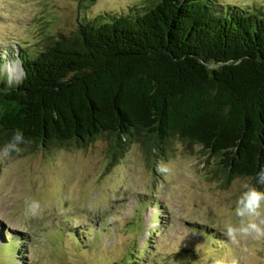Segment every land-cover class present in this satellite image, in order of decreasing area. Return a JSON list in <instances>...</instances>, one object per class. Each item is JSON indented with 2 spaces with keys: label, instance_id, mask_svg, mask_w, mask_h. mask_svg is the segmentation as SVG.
Listing matches in <instances>:
<instances>
[{
  "label": "trees",
  "instance_id": "obj_1",
  "mask_svg": "<svg viewBox=\"0 0 264 264\" xmlns=\"http://www.w3.org/2000/svg\"><path fill=\"white\" fill-rule=\"evenodd\" d=\"M72 1L71 34L46 31L26 51L15 43L19 81L0 65V150L18 133L20 143L46 147H87L107 135L121 153L132 142L166 151L180 139L218 159L215 176L250 177L262 191L264 10L228 15L224 0H142L88 18L94 0Z\"/></svg>",
  "mask_w": 264,
  "mask_h": 264
},
{
  "label": "rangeland",
  "instance_id": "obj_2",
  "mask_svg": "<svg viewBox=\"0 0 264 264\" xmlns=\"http://www.w3.org/2000/svg\"><path fill=\"white\" fill-rule=\"evenodd\" d=\"M141 1L94 0L86 16ZM224 3L228 15L264 10V0ZM77 16L72 0H0L2 72L19 81L21 49L46 42V31L71 34ZM217 160L180 139L166 151L132 142L122 153L107 135L87 147L15 140L0 150V264H264V236L227 234L228 226L259 222L235 214L242 182L257 184L215 176Z\"/></svg>",
  "mask_w": 264,
  "mask_h": 264
},
{
  "label": "clouds",
  "instance_id": "obj_3",
  "mask_svg": "<svg viewBox=\"0 0 264 264\" xmlns=\"http://www.w3.org/2000/svg\"><path fill=\"white\" fill-rule=\"evenodd\" d=\"M17 140L22 139V134L18 133ZM260 182H264V170L259 173ZM241 192L235 208V214L238 217L244 218H257L248 219L247 223H241L239 227L228 226L227 234L233 240L237 238V235L249 236L254 235L256 237L264 236V219H260L261 210L264 208V192L257 190L254 186L249 185L247 182H242ZM39 208V205L35 202L28 204V211L35 213Z\"/></svg>",
  "mask_w": 264,
  "mask_h": 264
},
{
  "label": "bare ground",
  "instance_id": "obj_4",
  "mask_svg": "<svg viewBox=\"0 0 264 264\" xmlns=\"http://www.w3.org/2000/svg\"><path fill=\"white\" fill-rule=\"evenodd\" d=\"M17 66H19V65L17 64Z\"/></svg>",
  "mask_w": 264,
  "mask_h": 264
}]
</instances>
